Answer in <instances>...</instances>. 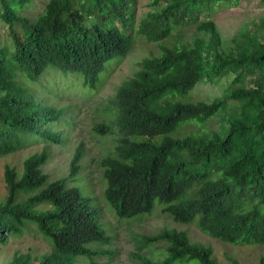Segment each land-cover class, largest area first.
<instances>
[{
  "label": "trees",
  "instance_id": "obj_1",
  "mask_svg": "<svg viewBox=\"0 0 264 264\" xmlns=\"http://www.w3.org/2000/svg\"><path fill=\"white\" fill-rule=\"evenodd\" d=\"M239 1L150 0L157 11L137 31L148 42L165 41L178 25H197L210 41L161 45V54L145 58L140 71L117 89L111 105L115 120L99 131L117 136L104 161L105 200L121 220L161 209L219 241L264 245V44L223 58L217 55L221 40L212 20L222 6ZM30 3L0 0V24L8 27V38L0 35V157L44 145L24 161L22 172L5 169L0 247L32 224L52 250L35 258L17 255L10 264H80L83 259L96 264L93 258L107 253L97 247L110 245L112 237L96 200L69 186L80 182L83 149L77 148L69 176L51 181L44 167L52 159V145L65 143L63 131L55 128L65 111L47 105L31 84L58 72L96 89L108 67L133 49L134 0H49L36 19L21 13ZM206 80L216 85L226 80V95L211 104L189 101ZM230 107L235 115L228 129L211 137L206 126ZM188 125L201 132L177 135ZM157 137H162L159 144L151 142ZM153 244L164 245L162 258L146 253ZM136 259V264H218L211 247L176 229L144 237Z\"/></svg>",
  "mask_w": 264,
  "mask_h": 264
},
{
  "label": "rangeland",
  "instance_id": "obj_2",
  "mask_svg": "<svg viewBox=\"0 0 264 264\" xmlns=\"http://www.w3.org/2000/svg\"><path fill=\"white\" fill-rule=\"evenodd\" d=\"M49 0H31L22 14L36 19L45 10ZM161 10L163 8H160ZM160 10V11H161ZM150 0H134L135 38L133 49L123 61L111 64L96 89L85 88L82 83L71 78H63L58 72L44 75L41 84H31L40 99L47 105L63 109L65 114L61 122L56 124L58 131H63V145H52V159L44 167L51 181L67 178L70 165L78 147H82V160L78 178L80 182L69 183L77 186L84 196L94 198L101 209L102 222L112 242L108 246H99L97 251H107L96 255V264H136V255L144 248V237L156 235L164 229L187 231L191 240L213 249V257L218 264H231L228 257L235 258L240 264H261L264 257V245H233L214 239L204 234L196 224H182L157 209L153 214L131 220H121L115 210L106 202L105 191L107 182L104 178V161L113 154L116 135L100 132L102 125H111L115 113L111 108L117 89L140 71L145 58L159 56L161 45L173 48L179 45L192 46L197 39L210 41V35L198 30L197 25L176 26L175 32L165 41L150 43L138 34V27L143 19L154 13ZM220 35V46L217 55L228 58L253 43L264 44V2L263 0H240L237 4L222 6L212 17ZM0 35L8 38V27L0 24ZM210 60L214 64L216 55ZM103 75V74H102ZM101 75V78H102ZM100 78V80H101ZM226 80L220 85L210 81L199 84L191 93L189 101L213 103L223 98ZM233 107L216 116L205 128L211 137L222 135L228 129L229 117L235 115ZM192 132H201L199 127L188 125L177 135L184 136ZM134 141L150 140L145 137H134ZM162 137L151 142L160 143ZM44 144L33 146L7 156L0 157V203L8 194L5 181V169L15 168L22 172L23 164L30 156L40 153ZM93 200V199H92ZM94 200V201H95ZM52 250V244L45 238L35 225L22 236L11 237L7 244L0 247V264H10L15 256L29 254L39 257ZM164 245L153 244L146 248L152 259L164 256ZM80 264H91L81 260Z\"/></svg>",
  "mask_w": 264,
  "mask_h": 264
}]
</instances>
